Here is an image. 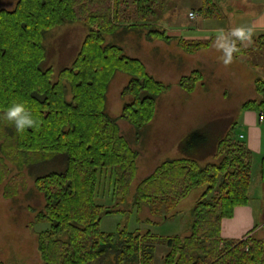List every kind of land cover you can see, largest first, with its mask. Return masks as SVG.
Listing matches in <instances>:
<instances>
[{"label":"trees","instance_id":"16d2710c","mask_svg":"<svg viewBox=\"0 0 264 264\" xmlns=\"http://www.w3.org/2000/svg\"><path fill=\"white\" fill-rule=\"evenodd\" d=\"M133 2L130 11L127 0H17L12 8H0L4 193L13 197L31 179L44 195L45 203L36 214L37 221L49 223L38 233L43 264H155L161 244L167 247L163 264H264V238L257 233L245 238L221 235L222 219L251 199L254 152L236 137L235 122L214 135L193 129L187 145L179 143L182 155L165 158L132 189L140 151L118 119L128 120L139 137L155 116L158 96L169 87L117 41L132 29L144 28L149 34L169 37L154 27L162 0ZM202 10L219 13L211 0L204 1ZM75 21L84 22L88 32L72 65L54 78V68L44 64L46 34ZM179 42L190 52L207 46L203 40ZM258 48L264 57V41ZM118 70L130 75L121 92L129 98L120 116H114L106 101ZM200 76L195 69L180 84L191 91ZM256 90L260 98L244 101L243 109H264L262 77L256 79ZM16 102L23 103L36 121V127L23 134L2 119ZM209 156L213 159L202 162ZM260 178L264 181V157ZM198 187L202 192L191 208L186 235H158L150 227L130 230L128 224L114 231L101 227L104 214L134 209L140 213L145 207L154 218H139L140 225L160 223L155 217L165 219ZM33 193L27 191L28 196Z\"/></svg>","mask_w":264,"mask_h":264},{"label":"rangeland","instance_id":"374dc122","mask_svg":"<svg viewBox=\"0 0 264 264\" xmlns=\"http://www.w3.org/2000/svg\"><path fill=\"white\" fill-rule=\"evenodd\" d=\"M16 1L0 0V8H12ZM127 1V10H133V0ZM164 2L162 0V3ZM170 2L180 15L188 14L189 9L197 5L196 0ZM161 12L162 9H159V14L156 15L158 22L154 24L155 29L160 31L163 30L159 24L163 14ZM88 29L84 22L75 21L58 25L46 34L44 64L54 68V78H57L60 69L72 65ZM148 30L132 29L124 34L122 39L117 40L125 53L141 58L153 76L169 85L168 89L158 96L155 116L149 125L145 126L142 135L136 137L135 127L125 118L118 119L122 131L133 139L135 147L140 151L138 171L132 189L165 158L182 155L179 143L187 145L186 138L193 129H200L202 135H214L217 132H225L231 127V123L235 122L233 130L240 132L243 126L237 124L243 112L242 104L257 96L256 79L264 75V61L258 51L251 50L234 55V62L225 66L220 59L223 53L217 49L196 53L198 49L190 53L175 37L173 39L155 36L149 34ZM107 37L109 40H115L112 35ZM213 57L215 62L209 64ZM195 69L201 71V76L195 88L190 91L180 84V80ZM129 79L128 73L118 70L109 84L106 109L114 116H120L124 102L129 98L128 95H121ZM256 98H260V95ZM262 157L258 156L253 164L251 201L256 204H264V181H260ZM211 159L213 157L209 156L202 162ZM258 180L261 182L259 185ZM6 182L7 180L0 183V264H43L38 249V233L48 228L49 223L37 221L36 214L45 203L44 195L35 189L34 182L29 179L26 188L20 186L16 195L8 197L4 193ZM30 189L34 193L28 196L27 191ZM200 192L202 187L192 190L165 219L155 217L160 223L143 222L142 226L140 225L139 218L146 220L151 215L149 208L145 207L140 213L134 209L133 212L116 211L104 214L101 227L114 231L119 226L128 224L130 230L142 227L145 231L150 227L153 233L158 235H186L190 232L191 208L199 198ZM260 230L257 231V236L264 238V226ZM166 251L165 245L157 246L155 264H163Z\"/></svg>","mask_w":264,"mask_h":264},{"label":"crops","instance_id":"0c3cea01","mask_svg":"<svg viewBox=\"0 0 264 264\" xmlns=\"http://www.w3.org/2000/svg\"><path fill=\"white\" fill-rule=\"evenodd\" d=\"M163 1H165L162 7L163 14L160 17L159 24L162 26L166 36L173 39L175 37L178 40L182 38L207 42V46L202 47L196 53H203L204 50H215L216 37L220 34L221 30L227 34L230 29L236 27L251 29L252 39L251 43L245 42L246 46L237 41L236 46L239 48V52L234 53V55L236 56L251 50L259 52L260 49L258 47L264 41V0H211L217 5L218 14H206L202 10L205 0H196L197 5L189 9L186 15H180L179 12L175 11L173 3L170 0ZM191 12L194 13L190 16L189 13ZM262 59L264 61L263 56ZM214 62V57L213 60H209V64ZM261 77L264 79V75ZM256 94L259 97L257 91ZM261 112H264V109H243L237 124L243 126L242 130L238 133L234 131L236 137L245 141L254 152V161L260 155L264 157V118H261ZM253 180L252 167L251 196H253ZM260 181L263 182L262 179ZM260 183L258 180L257 184L259 185ZM263 226L264 204H256L255 201H251L250 199L246 204L237 205L234 208L232 216L222 219L221 235L226 238H245L253 232L257 233Z\"/></svg>","mask_w":264,"mask_h":264},{"label":"clouds","instance_id":"9594fccd","mask_svg":"<svg viewBox=\"0 0 264 264\" xmlns=\"http://www.w3.org/2000/svg\"><path fill=\"white\" fill-rule=\"evenodd\" d=\"M189 15L191 16L192 14L189 13ZM251 39V29L236 27L230 29L227 34L221 30L220 34L216 37L214 46L218 51L223 53L220 57L222 63L225 66H229L234 62V53L239 52V48L236 46L237 41L245 44V42L251 43ZM2 119L9 125L14 126L18 134H23L28 128L36 127V121L32 118L31 113L26 109L23 103L19 102L13 103L8 107Z\"/></svg>","mask_w":264,"mask_h":264},{"label":"built area","instance_id":"2783aa9c","mask_svg":"<svg viewBox=\"0 0 264 264\" xmlns=\"http://www.w3.org/2000/svg\"><path fill=\"white\" fill-rule=\"evenodd\" d=\"M194 12H191L193 14ZM261 118H264V112H261Z\"/></svg>","mask_w":264,"mask_h":264}]
</instances>
